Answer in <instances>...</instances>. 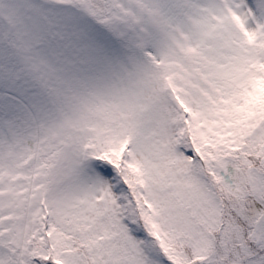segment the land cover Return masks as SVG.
Wrapping results in <instances>:
<instances>
[{"label":"snow or ice","instance_id":"1","mask_svg":"<svg viewBox=\"0 0 264 264\" xmlns=\"http://www.w3.org/2000/svg\"><path fill=\"white\" fill-rule=\"evenodd\" d=\"M0 264H264V0H0Z\"/></svg>","mask_w":264,"mask_h":264}]
</instances>
